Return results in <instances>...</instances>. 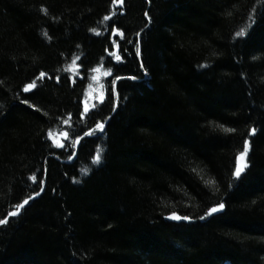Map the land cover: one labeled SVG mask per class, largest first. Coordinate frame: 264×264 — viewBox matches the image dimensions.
Segmentation results:
<instances>
[{
	"label": "trees",
	"instance_id": "1",
	"mask_svg": "<svg viewBox=\"0 0 264 264\" xmlns=\"http://www.w3.org/2000/svg\"><path fill=\"white\" fill-rule=\"evenodd\" d=\"M0 221V264H264V0H0Z\"/></svg>",
	"mask_w": 264,
	"mask_h": 264
},
{
	"label": "rangeland",
	"instance_id": "2",
	"mask_svg": "<svg viewBox=\"0 0 264 264\" xmlns=\"http://www.w3.org/2000/svg\"><path fill=\"white\" fill-rule=\"evenodd\" d=\"M103 74L102 71H98L93 79V83L89 86V88L86 91V99L88 102L85 101L84 106L85 108H88L90 106L91 101L96 98V96H99L101 94L100 90H101V86L99 83V78L101 77V75ZM238 162L239 165L241 167L245 166V153L240 154L239 158H238Z\"/></svg>",
	"mask_w": 264,
	"mask_h": 264
},
{
	"label": "snow or ice",
	"instance_id": "3",
	"mask_svg": "<svg viewBox=\"0 0 264 264\" xmlns=\"http://www.w3.org/2000/svg\"><path fill=\"white\" fill-rule=\"evenodd\" d=\"M246 143H247V142H246ZM237 174H238V175L240 174V168H239V167L237 168ZM224 207H225L224 204H220V205H218V206L215 207V208H211V209H209V213H210V214H215V213H217L219 210L223 209ZM172 215H173L177 220L181 219V217L176 216L175 213H173ZM183 219H184V220H188L189 218H188V217H183ZM202 219H203V218H202ZM0 223H3V221H0Z\"/></svg>",
	"mask_w": 264,
	"mask_h": 264
},
{
	"label": "bare ground",
	"instance_id": "4",
	"mask_svg": "<svg viewBox=\"0 0 264 264\" xmlns=\"http://www.w3.org/2000/svg\"><path fill=\"white\" fill-rule=\"evenodd\" d=\"M12 214V212L10 213V215Z\"/></svg>",
	"mask_w": 264,
	"mask_h": 264
}]
</instances>
